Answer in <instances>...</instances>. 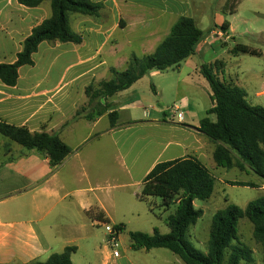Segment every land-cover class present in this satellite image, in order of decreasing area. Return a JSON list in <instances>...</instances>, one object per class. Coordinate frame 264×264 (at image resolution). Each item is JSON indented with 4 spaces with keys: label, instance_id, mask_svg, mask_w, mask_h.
I'll use <instances>...</instances> for the list:
<instances>
[{
    "label": "crops",
    "instance_id": "crops-1",
    "mask_svg": "<svg viewBox=\"0 0 264 264\" xmlns=\"http://www.w3.org/2000/svg\"><path fill=\"white\" fill-rule=\"evenodd\" d=\"M92 1L105 5L100 17L82 15L72 20L82 44L44 42L33 56L34 66L19 69L16 86L0 82L1 122L31 133H56L72 150L52 169L46 155L28 151L0 134V264L46 262L68 247L77 249L72 264H83L78 255L92 248L94 234L106 232V225L124 227L117 236L119 246L125 232H147L141 204L152 197L141 200L140 195L145 178L159 163L191 157L216 182L226 184L235 177L215 164V143L199 131L205 117L217 120L215 114H207L213 102L200 67L222 62L221 75L225 73L223 60L207 62V58L227 45L232 24L228 22L225 33L223 17L220 24L209 23L206 31L199 27L204 37L194 55L177 69L153 71L110 98V112L118 113L112 127L108 114L95 121L74 119L88 103L86 87L110 80L112 68L124 71L132 54L154 53L180 17L193 18L198 26L210 19L204 5L196 7L192 0ZM51 14L50 0L37 8H26L18 0H0V64L15 63L23 42ZM136 44L143 54H122L125 46ZM59 65L62 70L56 71ZM157 78L161 85H154ZM149 81L153 82L151 90L146 88ZM166 88L175 93L173 99L167 100ZM241 88L248 99V90ZM253 97L256 102L250 104L264 107V91L255 90ZM174 106L185 112L181 122L169 113ZM105 236L106 242L95 248L104 254L101 264H132L127 255L133 250L131 240L124 256L115 258L110 235L106 232Z\"/></svg>",
    "mask_w": 264,
    "mask_h": 264
},
{
    "label": "trees",
    "instance_id": "trees-1",
    "mask_svg": "<svg viewBox=\"0 0 264 264\" xmlns=\"http://www.w3.org/2000/svg\"><path fill=\"white\" fill-rule=\"evenodd\" d=\"M44 1L46 0H18V3L26 8H37ZM50 1L51 16L32 30L31 35L23 42L16 62L0 64V82L4 85H17L19 69L34 66L33 56L42 43L82 44V35L71 28V14L98 18L105 9L103 3L92 0ZM235 1L229 0L226 10L233 11ZM228 29L229 23L225 22L221 30L225 33ZM204 35L193 18L180 17L154 53L143 57L132 54L124 71L112 68L113 77L110 80L98 84L92 82L87 86L85 95L88 103L77 111L74 119L95 121L108 114L111 126L115 127L118 113L110 112V98L128 90L153 71L177 69L182 62L194 55L195 48ZM230 53L234 56H262L261 51L242 44H237ZM222 72V62L200 67V74L210 86L213 102V107L207 114H215L217 120L212 122L209 117H205L200 122L199 131L215 143L213 159L218 167L253 172L264 180V107L250 104L243 88L223 82L220 79ZM0 134L28 151L46 155L52 169L58 168L72 154L71 148L56 133H31L27 128L0 121ZM230 184L256 186L240 182ZM215 186L213 174L196 158L157 164L145 178L140 198L146 200L158 197L166 209L174 204L177 206L175 214L169 215L166 220L170 233L164 235L157 229L153 234L131 232L129 236L132 249H167L185 264H253L254 251L239 243L238 225L241 219L247 218L253 225L254 240L264 247V196L249 202L245 209L229 204L218 211L212 219L207 253L198 250L189 239L191 227L203 216V211L196 209L195 201L211 199ZM115 228L120 232L124 230L122 225ZM76 250V247H68L61 254L51 255L46 262L30 264H72L71 256Z\"/></svg>",
    "mask_w": 264,
    "mask_h": 264
},
{
    "label": "rangeland",
    "instance_id": "rangeland-1",
    "mask_svg": "<svg viewBox=\"0 0 264 264\" xmlns=\"http://www.w3.org/2000/svg\"><path fill=\"white\" fill-rule=\"evenodd\" d=\"M228 1L229 0H192L196 7L204 5L206 16L210 19L208 23L205 21L204 24L199 25L202 30L206 31L208 26H210L209 23L220 24V22H222L220 21L221 17L224 18V21L232 24V31L226 41L227 45L223 44V47H218L215 52L208 56L207 62H213L215 58L221 61L223 60L226 63V71L224 74H220V79L227 84H237L239 87L246 88L249 94L248 101L255 104L256 101H254L253 97L255 90L264 91V0H236L234 11L225 9ZM76 16L81 17L82 15H70L71 27L74 32L76 31L74 29L75 27L72 25V20ZM107 18L108 17H106V20ZM237 44L257 49L262 52V56H251L247 54L234 56L229 51ZM129 52L143 54L141 46L137 44L125 46L122 50L123 55ZM55 70L61 71V65L56 67ZM162 81L163 85H167L165 84L167 81L163 79ZM96 84H98V82H96ZM158 84L161 85V81L157 78L154 81V85ZM152 87L153 82H147V90L153 89ZM165 96L167 100H171L174 98L175 93L166 88ZM171 103L172 101H169L165 104ZM169 113L172 114V111L170 110ZM227 171L229 173L227 176H235L230 178V180H233L232 182L230 181L224 184L217 181L211 199L207 201H195L196 209L202 210L203 216L191 227L189 239L198 250L204 253H207L208 250L212 219L218 211L223 210L229 204H234L245 209L249 202L264 196V191L261 190V187L264 186V180L262 178L249 171L243 172L238 169ZM233 182H252L256 186H234L230 184ZM141 206L146 213L145 218L142 220L145 228L144 230H147V232L143 233L152 234L154 229H157L164 235L170 233L166 220L169 215L175 214L177 207L175 204L169 209H166L162 206V200L160 198L152 197L149 203L141 204ZM147 209L149 211L148 213ZM105 234L106 232L104 230L94 234L92 248L88 247L87 252L82 251L77 257L79 261L83 264H101L104 254L102 251L95 250V248L101 247V245L106 242ZM238 237L239 243L248 246L254 251L253 264H264V247L254 240L253 225L247 218H243L239 221ZM129 243L130 236L125 232L122 236V244L119 248L122 256H124V248H128ZM127 255L129 258L131 257L132 264H185L177 255L163 248L154 249L149 252L129 250Z\"/></svg>",
    "mask_w": 264,
    "mask_h": 264
},
{
    "label": "built area",
    "instance_id": "built-area-1",
    "mask_svg": "<svg viewBox=\"0 0 264 264\" xmlns=\"http://www.w3.org/2000/svg\"><path fill=\"white\" fill-rule=\"evenodd\" d=\"M170 110L172 111V114L181 122L185 118V112L181 111V108L178 106L171 107ZM106 232L110 235L109 244L111 249L113 250V256L115 258L120 257V251H119V243L117 241V236L119 234V231L116 230L114 226L106 225L105 226Z\"/></svg>",
    "mask_w": 264,
    "mask_h": 264
}]
</instances>
